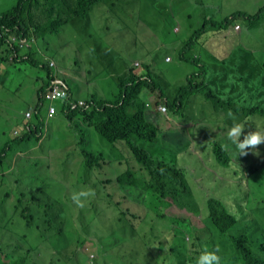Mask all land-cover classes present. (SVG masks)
I'll list each match as a JSON object with an SVG mask.
<instances>
[{
	"label": "trees",
	"instance_id": "16d2710c",
	"mask_svg": "<svg viewBox=\"0 0 264 264\" xmlns=\"http://www.w3.org/2000/svg\"><path fill=\"white\" fill-rule=\"evenodd\" d=\"M102 4L126 6L127 11L142 8V0H17L11 9L0 13V63L28 62L46 71L45 77H42L44 85L37 92V107L45 101L44 95L53 80L60 79L67 94L62 108L68 119L78 125L82 122L92 127L118 151V154L125 152H121L116 144H122L129 152L124 155L127 159V169L109 176L100 168L107 160L116 162L118 155L106 158L103 152L87 147L86 135L76 137L79 152L83 156L78 161L77 177L72 182L64 180L62 185L66 192H54L60 193L56 198L49 195L47 182L45 185L43 181L44 176L50 172L48 167L42 169L38 165L36 169H32L24 164L17 165L8 161L5 169L12 167L8 175L13 176L20 185V190L12 205L8 204L12 194L10 190L0 194V231L7 236L6 241L0 244V264H98L97 257H89L93 254L96 244L89 245L88 249L85 247L94 241L89 238V234L93 231L98 233L100 228H103L106 231L105 236L113 239L120 232L114 230L115 224H118L119 228L122 221L135 219L136 225L129 222L130 225L122 235L124 240L129 234L131 237L133 233L139 234L133 237L127 246L130 254L122 258L126 250L121 241L108 259L99 264H109L110 261L114 264H138L140 254L145 257L152 254L157 264H178L175 247L164 238V229H174V223L184 229L180 234L173 235V241L178 245L191 247L187 250V264H195L203 251H214L217 248L221 257L220 264H230L224 260V252L227 246L234 245L236 252L232 261L236 260L237 264H264V224L259 235V241H262L258 244L260 252L257 251L258 245L256 246L254 241L256 233L244 231L242 227V222L248 219V216L264 217V207L250 208L251 199L244 189H237L234 195L218 194L215 190V187L225 188L241 182L234 169L231 181L225 178L232 165L238 167L242 179L246 166V170L252 175L258 171L254 165L248 166L251 163L243 168L232 158V155L239 151L228 139L227 133L234 124L246 121L249 125L248 132L241 135V140L250 132H264V60L258 61L254 53L259 52L243 46H238L224 58L215 54L204 57L195 54L190 58L182 50L179 53L180 60L195 62L197 70L179 87L173 86L167 78L162 79L157 75L156 78H160L164 88L152 76L149 64L142 63L148 72L140 74L133 61H125L121 70L114 69L112 77H108L115 80L117 90L102 99H95L94 95H91V100L78 104L80 99L74 98L70 84L60 77L61 72L50 64V60L46 61L48 64L41 65L26 48L22 54L19 53L20 44L33 42L38 48L39 40L58 34L67 25L86 15L92 17L91 12ZM221 8V4L215 1L209 0L205 3V15L214 16L209 20L204 18L194 37L198 39L199 35L209 36V30L226 29L227 25H233L240 20L238 18L247 20L249 27H254L249 20L259 21L261 17L260 13L248 15L239 9L217 21ZM173 27L172 25L170 28ZM189 45L190 43L186 44L185 48ZM145 90H158L160 100L157 101L155 92L153 101L146 104L141 98ZM196 96H203L208 101L206 106L201 104L203 109L208 107L213 112V117L219 118V122L228 128L227 132L217 130L212 134V137H222L223 143L214 140L208 142L205 148L204 156L213 158L218 163L217 167L206 166L201 156L203 152L198 149L202 147L199 144L194 147V152L189 151L191 144L175 151L172 144H165L168 149H160L171 150L170 158L165 154L160 156L155 151L160 137L166 140V137L173 138L171 142L175 147L185 144L184 140L195 142L193 137L190 140L185 139H189L186 128H181L186 132V136L182 137L181 131L175 130L177 126H166L164 122L167 112L172 117L180 114L183 118L185 113L182 109L197 102L194 98ZM152 103H155V108H151ZM74 104H77L76 107H73ZM147 106L150 108L147 109ZM160 106H166L168 111L164 114L159 109ZM34 115L40 116L38 108L35 109ZM77 116H80V120H76L78 122L75 121ZM33 126L34 124L26 126L25 136L20 141L14 140L4 144L0 149V165L8 159V146L13 145V142L25 143L24 141L32 138ZM160 126H166L163 130L167 129L168 132L161 135ZM192 145L195 146L194 143ZM187 151L199 157L196 161L198 166L203 167L200 171L194 172L188 168L184 157ZM131 160H135L137 165L135 161V165H132ZM95 172L99 177L94 176ZM101 176L108 177L102 179ZM4 180L5 178L1 177L0 184H3ZM37 183L41 185L34 188ZM89 189L94 195L87 198V203L92 205L96 202L94 210L84 207L85 202L83 207H78L71 200L73 192ZM100 192L107 193L103 197V207L98 204L102 201ZM239 192L244 195L238 194ZM115 193H118V199H115ZM136 201L138 209L134 211L128 206ZM184 210H187V215ZM117 212L118 223L111 222V228L107 229L106 220H102ZM7 214H10V217L3 223L2 216ZM195 221L201 223V226L204 225L203 232L197 237L195 233L201 226ZM20 222L25 227L24 233H11V227L19 226ZM137 239L143 242V246L136 242ZM148 262V259H145L144 263Z\"/></svg>",
	"mask_w": 264,
	"mask_h": 264
},
{
	"label": "rangeland",
	"instance_id": "374dc122",
	"mask_svg": "<svg viewBox=\"0 0 264 264\" xmlns=\"http://www.w3.org/2000/svg\"><path fill=\"white\" fill-rule=\"evenodd\" d=\"M209 0H142V8H136L133 10H125L126 6L115 5L107 6L102 4L98 6L91 16L86 15L83 18L74 21L67 25L63 31L58 34L50 35L48 38L39 40V47L37 48L34 43L20 44L21 51L23 53L25 48L29 51L35 59L40 61V64H48L46 61L50 60V64L57 68L61 75L60 77L66 79L70 84L73 92V96L76 100L83 101L91 100V95H94L95 99L105 98L110 92L117 90V83L114 79H108L112 77V72L116 68L122 69V65L125 61H133L137 72L144 74L148 71L142 66V63L150 65L151 74L156 78L159 75L160 78H167L173 86H181L187 80V75L192 74L197 70V65L193 61H182L179 59V53L184 50L186 55L192 58L195 54L200 55L203 49L205 35H199L197 39L195 32L201 28L202 22L205 18V3ZM221 4L222 11L216 20L222 19L225 15H231L233 11L240 10L247 12L248 15H254L260 13V20H249L254 27H249L247 20L238 18L236 22L240 28H230L235 34L233 38L234 46L237 44L248 47L252 51L259 52L254 53L257 60H264V0H210ZM17 0H0V13H4L11 9ZM214 20V18H212ZM172 22H179L175 25L174 30L169 27ZM211 34V31H209ZM193 40V41H191ZM15 42H17L15 40ZM18 43V42H17ZM190 43L188 47L185 45ZM26 46V47H24ZM2 50V48H1ZM104 52V53H103ZM214 50H212V53ZM218 55H225V52L216 53ZM167 55L171 56V61H166ZM115 59V61H112ZM135 61L139 63L136 64ZM132 62V63H133ZM112 66L110 67V65ZM56 65V66H55ZM0 149L4 144L12 142L14 140L20 141L25 136L26 126L28 124H34L33 134L31 139L24 141L25 143L8 146V159L0 165V178L4 177V183L0 184V194L6 190L12 192L10 196L9 205H12V201L19 193V184L12 178V175H8L12 167L5 169L7 162H13L17 165H22L36 169L39 165L42 169L48 167L50 172L45 175L43 181L50 190L51 197H58L59 192H66V188L62 185L64 180L72 182L77 177L78 161L83 156L79 152L77 146L76 137L80 135H86L85 142L87 147H91L94 150L103 152L106 158H111L113 155H118V160L114 163L110 160L103 162L100 168L105 174L114 175L116 172H123L127 168V159L124 156L127 152L126 147L122 144L118 145V148L124 151V154H118V151L112 147V145L106 142L99 136V133L82 122L78 125L75 122L68 119L62 108L63 100L59 98L54 100L52 104L56 107V113L52 117H47V111L49 102L45 99L42 104L38 105V90L44 85L43 78L46 75V71L40 67L33 66L28 62L11 63L4 61L0 63ZM120 73V71H119ZM69 77H66V76ZM160 78H156L160 86L164 88L163 82ZM60 79L53 80L51 85H55ZM50 88V87H49ZM48 88V89H49ZM47 89V90H48ZM47 92V91H46ZM157 101L160 100L158 90L155 91ZM141 96L142 100L146 104H150V93L144 91ZM46 94V93H45ZM45 96V95H44ZM197 102L191 105L185 106L182 112L185 113L182 118L180 114L176 117L167 115V119L164 122L166 126H177L175 130L181 131L182 137L186 136V132L181 128H189L192 123L195 125L187 131L189 139L192 137L195 142H188L184 140L182 146L175 147L176 145L171 142L173 138L166 137L168 140L160 137V141L157 142L155 151L158 155L165 154L167 158H170L171 150L163 151L160 148L168 149L165 144L174 147L173 151L182 149L183 147L190 145L189 151L194 152V147H198V144L202 147H198L203 153L204 162L206 166L217 167L218 163L210 156L206 157L205 148L208 142L214 140L222 141V137H212L217 130H223L227 132L228 128L221 122L219 118L213 117V112L208 107L203 109L202 105L206 106L208 103L204 97L196 96ZM211 104V103H209ZM212 105V104H211ZM159 106V104H158ZM38 108L40 113L39 117L34 115L35 109ZM150 107L147 106V109ZM155 108V103H152V107ZM27 111L32 112L31 117H26ZM168 111V110H167ZM163 114V113H162ZM195 114L197 121L187 122L188 116ZM42 119V122L40 120ZM80 120V116L75 118ZM246 120V119H245ZM78 122V121H76ZM158 123V120L156 121ZM187 122V123H185ZM244 126L243 132H248L247 121L241 123ZM255 124H260L255 122ZM166 126H163L164 128ZM161 127V135L168 132L167 129L163 130ZM225 132V134H226ZM224 134V136H225ZM179 136V135H178ZM223 136V137H224ZM241 139V138H240ZM242 141V140H241ZM225 142V139H224ZM194 143L195 146L192 145ZM223 143V141L221 142ZM120 145V146H119ZM264 145H259L256 148L246 149V155H241L238 152L236 155H232V158L241 166L245 167L254 165L258 169L255 175H252L247 166L245 167V176L242 179V174L236 165H232L225 174V178L231 181L233 175V169L238 173L239 184H232L225 188L215 187L218 194L232 193L239 188L244 189L245 193H249L251 202L250 208L262 206L264 207ZM9 147H12L9 149ZM187 151L185 158L187 166L191 171H200L203 167L198 166L196 157L192 152ZM121 163L119 164V162ZM135 161V160H134ZM133 160L131 164L135 165ZM111 163V164H110ZM137 165V163H136ZM243 170V169H242ZM94 176L99 177L95 172ZM108 176H101L102 179ZM224 178V177H223ZM225 183V182H224ZM226 184V183H225ZM41 183H37L34 188L40 186ZM34 188L32 191L34 192ZM111 192V191H110ZM102 194V201L98 204H105L103 197L106 192H100ZM238 194L244 195L239 192ZM31 195V193H30ZM39 195V194H38ZM40 196V195H39ZM118 193H115V199H118ZM84 207H89L91 210L95 209L96 202L92 205L87 203V199ZM6 205V204H5ZM127 206V205H126ZM134 211H137V201L129 204ZM89 209V210H90ZM87 212V211H86ZM187 215V210H184ZM154 214H152L153 216ZM10 217V214L2 216V222L5 223L6 219ZM182 217V216H176ZM118 212L111 214L106 220V228H111V222H117ZM1 220V219H0ZM115 220V221H114ZM170 224L169 220H165ZM133 225H136V219L129 221ZM128 221H122L120 227L115 224L114 230L120 231L113 239H108L106 231L100 228L98 233L91 232L89 238L93 239L86 247L91 244L94 246L93 254H90V259L97 257L98 264L106 261L110 254H112L115 246L121 241L125 247V255L130 254V250L127 248L132 238L139 234L133 233L132 237L129 234L124 240L122 239L123 233L128 225ZM196 222V221H195ZM197 225L202 224L196 222ZM264 224V217H255L254 215L248 216L242 227L244 231L250 233H256L254 235V241L256 246L262 241H259V235L262 231L261 226ZM172 228L164 229V238L168 240V243L175 247L174 253L178 259V264H187L185 262L188 256L187 250L191 247L178 245L173 241V235L180 234L183 231V226H177L175 223ZM193 226V225H192ZM264 226V225H263ZM179 232H176V231ZM204 230V225L199 227L195 233V237L201 234ZM25 231V227L22 222L19 226L11 227L10 232L13 234H22ZM7 239V236L3 235L0 231V244H3ZM19 239V237H18ZM172 241V242H171ZM188 241V240H187ZM136 242L143 246V242L138 239ZM200 242V241H199ZM190 244V243H189ZM170 245V246H171ZM257 251L260 252V245L257 246ZM236 247H226L224 252V260L230 262V264H237L236 260L232 261V256L235 255ZM145 259H148L146 264H157L155 256L152 254L144 256L138 255V264H145ZM169 260V258H168ZM109 264H114L112 261ZM160 264H165L160 262ZM194 264V263H192Z\"/></svg>",
	"mask_w": 264,
	"mask_h": 264
},
{
	"label": "clouds",
	"instance_id": "9594fccd",
	"mask_svg": "<svg viewBox=\"0 0 264 264\" xmlns=\"http://www.w3.org/2000/svg\"><path fill=\"white\" fill-rule=\"evenodd\" d=\"M210 18L211 17H208L206 20H209ZM236 26L237 25H235L234 27L236 28ZM168 56L170 57V59H172L170 55H168ZM66 98H67V94H66V97L62 100L64 101ZM79 103L84 104L82 100H80L78 102V104ZM76 105L77 104H74L73 107H76ZM55 109H56V107H55ZM27 112L30 113L29 117H31L32 112L31 111H27ZM26 113H25V115H26ZM26 117H28V116L26 115ZM47 117H49L48 111H47ZM243 129H244V126L242 124H239V123L234 124L229 129V131L227 133V137L236 146L237 150L240 152L241 155H246L247 154L245 152L246 149L256 148L257 146L264 144V132H261V131L250 132L246 136H244L243 140L241 141L240 138H241ZM92 195H94V192L90 189L89 190H81L79 192H73L71 194V200L76 206L83 207L84 206V200L87 199L88 197L92 196ZM218 252H219L218 248L215 249L214 251H207V250L203 251L197 257L195 264H220L221 257L218 255Z\"/></svg>",
	"mask_w": 264,
	"mask_h": 264
},
{
	"label": "crops",
	"instance_id": "0c3cea01",
	"mask_svg": "<svg viewBox=\"0 0 264 264\" xmlns=\"http://www.w3.org/2000/svg\"><path fill=\"white\" fill-rule=\"evenodd\" d=\"M237 9H240V7L237 8ZM221 10H222V8H221ZM218 13H220V12H218ZM212 16H214V15H212V14H206L205 15V20L208 17H212ZM214 18H216V17H214ZM176 24H179V22H172L169 25V27H171L173 25L174 27L172 28V30H174ZM235 24L236 23H234L232 26L234 27ZM227 26L228 27L226 29H222V30H209V31H211V35L205 36V40H204V44H203V49H202V51L200 52V55H199L200 57H204V56L209 55V54H215L218 57H223L224 58V57L229 56L238 46H243V45L237 44L236 46L232 47L234 45V43L232 41H233V38H234L235 34L230 29L232 26L231 25H227ZM243 47L249 49L248 47H245V46H243ZM212 50H214L213 53H212ZM222 51L225 52V55L224 54L223 55L216 54V53H220ZM179 59H180V57H179ZM135 63H139V62L138 61H135ZM0 76H1V72H0ZM188 76H189V74L187 75V77ZM149 93H150V99H149V101L152 102L153 99H154V97H155L154 96L155 92H150L149 91ZM143 94L144 93H142V95ZM194 98L196 99V97H194ZM194 121H197L195 119V116L193 114H190L188 116V121L187 122H191L192 123ZM187 122H185V123H187ZM193 126H195V125L192 123V126H190L189 128H187L186 130L187 131H190V128L193 127Z\"/></svg>",
	"mask_w": 264,
	"mask_h": 264
},
{
	"label": "built area",
	"instance_id": "2783aa9c",
	"mask_svg": "<svg viewBox=\"0 0 264 264\" xmlns=\"http://www.w3.org/2000/svg\"><path fill=\"white\" fill-rule=\"evenodd\" d=\"M236 28H239V26L237 25ZM166 60L167 61L171 60L168 55L166 56ZM136 64H138V63H136ZM61 85H63L62 82L57 81V83L55 85L50 86V88L47 90V92L45 94V99L50 103L48 106V116L49 117L53 116L56 112V109H55L54 105L52 104V102L54 100L59 99V98L64 99L66 97V91H65L64 87ZM159 109L164 113L167 111L166 106H160ZM26 115L29 117L30 113L27 112Z\"/></svg>",
	"mask_w": 264,
	"mask_h": 264
}]
</instances>
